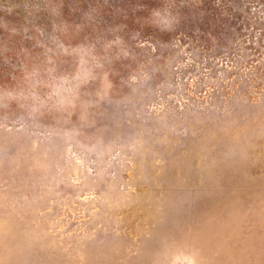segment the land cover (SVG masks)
Wrapping results in <instances>:
<instances>
[{
  "label": "rangeland",
  "instance_id": "1",
  "mask_svg": "<svg viewBox=\"0 0 264 264\" xmlns=\"http://www.w3.org/2000/svg\"><path fill=\"white\" fill-rule=\"evenodd\" d=\"M0 264H264V0H0Z\"/></svg>",
  "mask_w": 264,
  "mask_h": 264
}]
</instances>
